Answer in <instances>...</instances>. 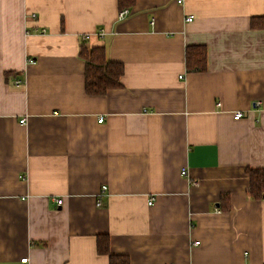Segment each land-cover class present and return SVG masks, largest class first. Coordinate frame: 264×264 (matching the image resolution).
Listing matches in <instances>:
<instances>
[{"label":"crops","instance_id":"0c3cea01","mask_svg":"<svg viewBox=\"0 0 264 264\" xmlns=\"http://www.w3.org/2000/svg\"><path fill=\"white\" fill-rule=\"evenodd\" d=\"M127 10L0 0V264H110L100 235L130 264H264L246 174L264 169V0ZM86 36L124 65L121 87L86 92Z\"/></svg>","mask_w":264,"mask_h":264},{"label":"trees","instance_id":"16d2710c","mask_svg":"<svg viewBox=\"0 0 264 264\" xmlns=\"http://www.w3.org/2000/svg\"><path fill=\"white\" fill-rule=\"evenodd\" d=\"M120 10L134 5L135 0H118ZM253 29L264 28V18H254L251 21ZM80 57L86 63L85 89L89 95H104L111 89L121 87L124 65L107 59L104 48H89L85 38H81ZM207 53L204 46H189L186 50V64L190 71L206 69ZM249 177V195L254 200L264 198V169H247ZM98 251L109 256L110 264H130V258L125 255H114L110 252L108 235L98 237Z\"/></svg>","mask_w":264,"mask_h":264},{"label":"built area","instance_id":"2783aa9c","mask_svg":"<svg viewBox=\"0 0 264 264\" xmlns=\"http://www.w3.org/2000/svg\"><path fill=\"white\" fill-rule=\"evenodd\" d=\"M183 2V0H178V3H182ZM128 15V10L127 9H125V10H122L121 12H120V14H119V18H120V20H122V19H125L126 18V16ZM193 16H189L188 18H187V21H189V22H191V21H193ZM100 34L101 35H104L103 34V32L101 31L100 32ZM89 37L90 36H86V37H84L85 39H89ZM28 63L29 64H35V61L32 59V58H29L28 59ZM21 81H16L15 82V85L16 86H20L21 85ZM245 113L244 112H239V111H237V112H235V114H234V119L235 120H240V119H242V118H244L245 117ZM25 122H26V120L25 119H22L21 121H20V123L21 124H25ZM99 122L100 123H102L103 122V118H101L100 120H99ZM186 172L184 171V174H185ZM107 191V187H103L102 188V194L103 193H105ZM59 205H61L62 204V200H58V202H57ZM151 204V203H150ZM100 205V204H99ZM197 245H198V242L196 243ZM21 263L22 264H28V258H23L22 260H21Z\"/></svg>","mask_w":264,"mask_h":264}]
</instances>
